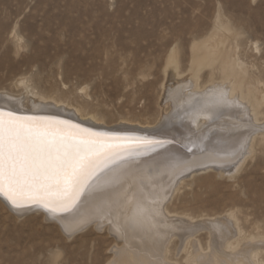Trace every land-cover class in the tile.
<instances>
[{
    "label": "rangeland",
    "instance_id": "374dc122",
    "mask_svg": "<svg viewBox=\"0 0 264 264\" xmlns=\"http://www.w3.org/2000/svg\"><path fill=\"white\" fill-rule=\"evenodd\" d=\"M220 17L237 68L264 85V0H0V96L26 92L106 125L153 127L184 109L167 91L171 80L162 65L169 49L175 48L182 72L189 44L208 35ZM18 78L25 88L15 86ZM263 112L252 120L254 152L237 170L214 165L185 172L163 204V221H229L232 241L264 238ZM91 223L64 230L39 210L16 212L0 199V264H113L129 243L108 223ZM170 228L163 258L151 252L149 260L188 264L195 248L209 251L207 227L190 244ZM263 255L255 256L257 264H264Z\"/></svg>",
    "mask_w": 264,
    "mask_h": 264
},
{
    "label": "bare ground",
    "instance_id": "6f19581e",
    "mask_svg": "<svg viewBox=\"0 0 264 264\" xmlns=\"http://www.w3.org/2000/svg\"><path fill=\"white\" fill-rule=\"evenodd\" d=\"M226 23L220 17L208 35L189 44L188 64L182 72L177 71L175 48L169 49L162 71L171 80L167 91L184 109H178L175 116H165L153 127L106 125L58 104L38 101L26 92L14 99L0 96V111L5 114L55 120L114 141L101 154L100 167L69 211L52 216L38 204L18 209L2 195L1 201L16 212L39 210L56 219L64 230L89 222L108 223L124 236L122 241L129 243L126 247L139 250L122 245L113 264L145 262L151 252L163 258L164 243L173 238V234L170 238L165 235L169 227L188 244L198 228L213 231L209 232L212 237L207 253L201 248L190 254L186 251L188 264H257L254 258L264 254V244H260L264 238L232 241L235 232L229 221V226L218 221L192 225L185 219L171 218L170 224L160 218L163 204L183 183L180 177L185 172L214 165L237 170L254 152L255 136L250 131L255 129L252 120L263 112L264 85L252 83L237 68L240 63L226 48L227 37L221 32L228 27ZM15 86L25 88L24 79L18 78ZM153 260L148 264H156Z\"/></svg>",
    "mask_w": 264,
    "mask_h": 264
},
{
    "label": "snow or ice",
    "instance_id": "6c2138e0",
    "mask_svg": "<svg viewBox=\"0 0 264 264\" xmlns=\"http://www.w3.org/2000/svg\"><path fill=\"white\" fill-rule=\"evenodd\" d=\"M113 142L59 121L0 111V195L18 209L69 211Z\"/></svg>",
    "mask_w": 264,
    "mask_h": 264
}]
</instances>
